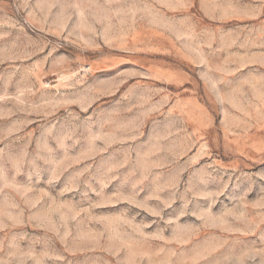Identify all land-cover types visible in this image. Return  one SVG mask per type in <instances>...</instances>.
Wrapping results in <instances>:
<instances>
[{
	"label": "rangeland",
	"instance_id": "1",
	"mask_svg": "<svg viewBox=\"0 0 264 264\" xmlns=\"http://www.w3.org/2000/svg\"><path fill=\"white\" fill-rule=\"evenodd\" d=\"M0 264H264V0H0Z\"/></svg>",
	"mask_w": 264,
	"mask_h": 264
}]
</instances>
